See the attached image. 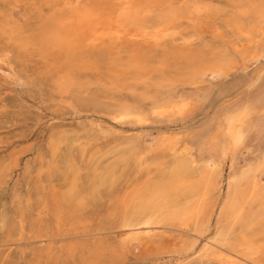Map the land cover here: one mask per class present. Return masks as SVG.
<instances>
[{"label":"rangeland","instance_id":"374dc122","mask_svg":"<svg viewBox=\"0 0 264 264\" xmlns=\"http://www.w3.org/2000/svg\"><path fill=\"white\" fill-rule=\"evenodd\" d=\"M173 1L180 4L182 0ZM185 3L188 9L181 13L166 37L158 41L139 40L134 44L138 47L127 41L119 42L112 50L111 65L86 63L64 91L55 83L59 69L56 72L50 65H61L55 57H42L33 50L24 54L14 52L12 59L23 76L21 81L11 79L0 69V264H79L67 258V247L86 246L94 241L106 246L101 264H221L202 258V248L219 246L228 251L218 242L215 245L213 239L219 228L217 216L220 217L229 179L234 171L256 164L264 155V55L244 67L232 45L245 42L249 36L242 34L235 24H247V17L239 11L246 0H186ZM48 4L47 0H0V20L10 19L28 35L39 24L41 13L49 12ZM209 4L214 12L208 10ZM4 26L9 33H16L12 24ZM7 39L0 34V46L9 44ZM261 46L264 51V36ZM224 50L237 53L236 65L221 77L207 73L203 77L206 82L197 85L186 81L180 63L175 60V56L187 52H203L210 57ZM131 54L148 58V69L140 77L123 70ZM170 91L176 96H195L194 107L185 118L134 126L115 123L108 115V110L123 102L138 101L146 108L156 97ZM93 97L100 103L99 108L85 106L84 100ZM236 109H242L245 114L247 137L235 155L228 152L227 161L221 165V181L214 193L218 202L205 233L196 236L194 220L151 228L121 226L127 207L120 199L148 180L157 179L178 154L165 147L153 148L143 157L131 155L127 163L122 156L134 145L146 150L155 147L161 134L168 133L169 137H176L177 150L188 148L195 159L194 166L198 167L208 160L213 145L222 139L226 120ZM53 143L58 145L56 155L51 149ZM69 153L79 175L82 197H90L91 178L102 175L107 168L116 166L117 177L113 185L108 183L99 188L100 196L80 212V220L74 225L68 219L60 224L57 219L61 196L72 176L65 164ZM182 193L178 202L187 201L188 195ZM250 228L249 233L262 236L260 225ZM137 230L140 233L154 230L157 236L151 243L131 241ZM239 230L238 223L232 225L231 236L241 235ZM192 242L195 243L190 251H198H185ZM116 250L118 256L113 254ZM250 263L254 264L248 260L239 264Z\"/></svg>","mask_w":264,"mask_h":264},{"label":"bare ground","instance_id":"6f19581e","mask_svg":"<svg viewBox=\"0 0 264 264\" xmlns=\"http://www.w3.org/2000/svg\"><path fill=\"white\" fill-rule=\"evenodd\" d=\"M47 2L49 3V12L41 13L39 24L37 23V27L32 29L28 35H25L22 26L12 23L10 19L0 20V34L7 36L9 41L6 46H0V69L11 79L21 81L23 76L16 70L12 59L14 52L24 54L33 50L40 53L42 57H55L61 65L55 66L54 63H50V65L56 72L59 69L57 74L60 75L55 83L60 91H64L76 79L77 71L86 63H95L97 66L104 63L111 65L112 50L117 47L119 42L127 41L132 44V47H138L134 44L139 40L158 41L166 37L187 6L186 0L180 1V4L173 0H47ZM184 5L186 6L184 7ZM208 10L215 11L211 4L208 5ZM239 11L247 17V24L235 22L236 27L242 34H249V36L245 42H237L232 45L246 67L249 62L259 61L264 55L261 46L264 36V0H246ZM4 24H12L16 28V33H9ZM237 53L224 50L220 55L208 57L203 52H187L185 55L175 56L177 57L175 60L180 63L186 81L197 85L206 82L203 77L207 73L219 77L226 75L236 65ZM148 66V58L144 59L141 55L131 54L123 64V70L127 71L129 75L140 77L148 69L146 68ZM260 71L262 70L260 69ZM194 103V95L176 96L173 91H170L156 97L146 108L139 105L138 101L133 104L123 102L118 107L108 110V115L112 121L121 125L144 126L153 122H173L188 116ZM84 104H86L85 106L90 105V107H100V103L95 97L84 100ZM120 117H124V119ZM245 119L242 109H236L228 116L222 139L213 145L208 160L198 167L194 166L195 159L191 157L188 148L185 146L180 151L177 150L176 137H169L168 133L161 134L156 146H149L147 150L136 145L132 146L128 150V154L122 156L125 163L129 161V156L139 157L153 148L167 147L170 150H175L178 157L174 159L169 169L159 173L157 179L148 180L142 187L136 188L131 194H126L125 198L120 199V203H124L127 207L121 218V226L136 227L137 229V226L145 225L151 228L152 225H173L175 222L194 220V231L197 234L195 235L205 233L218 202L217 198L214 199V193L221 181V165L228 157L229 151H233L235 155L246 141ZM109 131L111 132V130ZM241 136L243 137L242 142L237 144L236 140ZM51 149L56 155L58 145L53 143ZM219 153L221 156H218ZM14 157L16 156L13 154ZM65 159L66 168L72 173V176L69 187L61 196L60 205L62 207L57 219L60 224L63 219L65 222L68 219L74 225L76 221L80 220V215L88 204L100 196L99 188L108 183L113 185L116 182V166H111L102 175L91 178L90 197L85 198L82 197V190L78 187L79 175L72 155L67 154ZM262 163H264V155L256 164L250 163L249 166L242 167L231 175L226 198L221 203V208L219 207L220 217L217 216L219 228L217 233L214 230L216 236L213 239L215 245L218 242L222 247H227L228 251L219 249V246L216 248H214L215 246H204L201 257L206 258L207 261L239 264L248 260L254 264H264V167L261 166ZM181 192L188 195L186 202L177 201ZM217 210L219 211V209ZM235 223L239 224L242 232L239 236H236L235 233L234 236H231V234L233 235L231 228ZM254 224L260 225L262 236L258 237V235L254 236L249 233L250 227ZM168 228L170 229V227ZM138 230L136 232L138 234L131 235V241L146 240L151 243L157 236L153 233L154 230L144 233H140ZM208 230L210 229L208 228ZM39 235L43 236L41 233ZM195 242L188 245L185 251H190ZM105 247L99 241L80 247L69 245L66 249V256L73 259V262L78 261L79 264H101L105 258ZM114 253L119 255L118 250L113 251ZM159 260L157 259V261Z\"/></svg>","mask_w":264,"mask_h":264},{"label":"snow or ice","instance_id":"6c2138e0","mask_svg":"<svg viewBox=\"0 0 264 264\" xmlns=\"http://www.w3.org/2000/svg\"><path fill=\"white\" fill-rule=\"evenodd\" d=\"M121 119H124V117H120ZM242 139H243V137L241 136V137H239L237 140H236V143L237 144H239V143H241L242 142ZM262 167H264V163H262V165H261Z\"/></svg>","mask_w":264,"mask_h":264}]
</instances>
